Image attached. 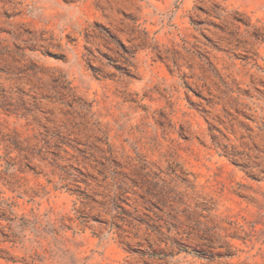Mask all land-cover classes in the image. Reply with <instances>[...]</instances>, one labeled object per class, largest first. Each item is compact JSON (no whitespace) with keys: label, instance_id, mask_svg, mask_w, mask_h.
<instances>
[{"label":"rangeland","instance_id":"rangeland-1","mask_svg":"<svg viewBox=\"0 0 264 264\" xmlns=\"http://www.w3.org/2000/svg\"><path fill=\"white\" fill-rule=\"evenodd\" d=\"M0 264H264V0H0Z\"/></svg>","mask_w":264,"mask_h":264}]
</instances>
